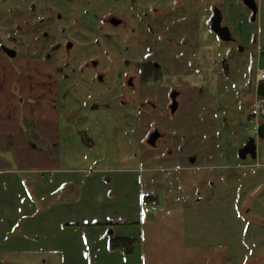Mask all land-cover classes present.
Masks as SVG:
<instances>
[{"label":"flooded vegetation","instance_id":"af4514ba","mask_svg":"<svg viewBox=\"0 0 264 264\" xmlns=\"http://www.w3.org/2000/svg\"><path fill=\"white\" fill-rule=\"evenodd\" d=\"M238 1L235 18L243 23L247 14L251 25L257 23L259 0ZM229 3L0 0V57L9 60L28 88L53 85L57 108L61 88L66 96L80 94L74 103L88 110L82 122L96 112L122 115L117 120L133 130L141 156L153 169L171 161L197 163L202 138L224 137L229 146L233 139L241 141L227 151L237 161L230 167L242 169L226 178V199L233 203L243 195L244 168L264 164L259 133L264 108L256 102L264 36L242 24L234 29ZM14 90L19 93V85ZM70 111L68 125L89 138L75 110ZM204 126L220 131L208 133ZM38 135L45 142L47 135ZM250 141L255 147L241 152ZM200 187L196 198L208 199L211 193Z\"/></svg>","mask_w":264,"mask_h":264},{"label":"rangeland","instance_id":"374dc122","mask_svg":"<svg viewBox=\"0 0 264 264\" xmlns=\"http://www.w3.org/2000/svg\"><path fill=\"white\" fill-rule=\"evenodd\" d=\"M234 1L230 0L229 4ZM259 2V18L254 25L248 21L247 14L243 23L235 18L238 0L231 5L230 22L234 29L242 24L264 36V0ZM4 65L0 61V75L5 71ZM33 93L35 96L29 100L34 104L38 93ZM58 93L60 122L54 137L58 141L57 159L52 165L57 170L54 174L45 173L42 181L54 177L65 186L50 203L49 198L42 200V211L56 203L63 204L64 212L71 214L72 219L96 215L102 220L120 217L141 220L142 225L133 234L142 237L140 249L145 252V264H264V164L244 168L245 186L239 200L228 201V192L224 189L231 172L242 170L230 167L237 161L229 159L232 154L227 152L231 147L237 149L241 141L233 139L229 146L224 137L202 138L204 156L201 154L197 163L171 161L163 168L153 169V164L141 156L142 146L133 130L121 126L122 122L117 120L122 115L96 112L90 115L89 122H82L88 110L74 103L76 96L81 99V95L66 96L62 88ZM70 108L75 110L79 128L85 127L89 138L82 139L77 127L68 125ZM24 128L27 130L26 125ZM203 128L212 134L213 130L220 129ZM9 137L7 146L0 149V156L17 166L15 142ZM88 141H92V147ZM47 145L39 139L30 144ZM207 151L212 153L208 157ZM17 172L10 175L9 181L26 178L36 182L39 177L43 178V174ZM198 183L202 193H211L208 199L196 198L200 196ZM145 193L157 199L145 202ZM139 254L138 250L128 258L133 262Z\"/></svg>","mask_w":264,"mask_h":264},{"label":"crops","instance_id":"0c3cea01","mask_svg":"<svg viewBox=\"0 0 264 264\" xmlns=\"http://www.w3.org/2000/svg\"><path fill=\"white\" fill-rule=\"evenodd\" d=\"M0 61L5 64L0 75V149L7 146L11 136L18 164L14 166L0 156V264H145V252L140 249L142 237L133 234L142 225L141 220L124 217L102 220L96 215L72 219L71 214L64 212L63 204L56 203L42 211V200L49 198L50 203L65 186L54 177L42 181L45 173L54 174L57 170L52 166L57 159L58 141L54 140V134L59 124L58 108L52 102L55 89L51 84L28 88L6 57L1 56ZM18 85L24 101L14 90ZM33 92L38 93L34 104L27 100L35 96ZM38 133L47 135L45 142L49 146L41 149L30 146L38 139ZM17 171L43 174V178L36 182L26 178L9 181L10 175ZM112 236L137 241L132 247L112 248ZM138 250L140 257L131 262L128 257Z\"/></svg>","mask_w":264,"mask_h":264},{"label":"trees","instance_id":"16d2710c","mask_svg":"<svg viewBox=\"0 0 264 264\" xmlns=\"http://www.w3.org/2000/svg\"><path fill=\"white\" fill-rule=\"evenodd\" d=\"M143 198L145 202L148 203L154 202L157 199L155 195L148 193L145 194ZM136 241H137L136 238L112 236L110 240V246L112 248H124V247L128 248L134 246Z\"/></svg>","mask_w":264,"mask_h":264},{"label":"built area","instance_id":"2783aa9c","mask_svg":"<svg viewBox=\"0 0 264 264\" xmlns=\"http://www.w3.org/2000/svg\"><path fill=\"white\" fill-rule=\"evenodd\" d=\"M261 82H264V52L262 54V57L259 60L258 67H257V73H256V86H258ZM257 98V106L260 108H264V96L258 95Z\"/></svg>","mask_w":264,"mask_h":264},{"label":"water","instance_id":"95a60500","mask_svg":"<svg viewBox=\"0 0 264 264\" xmlns=\"http://www.w3.org/2000/svg\"><path fill=\"white\" fill-rule=\"evenodd\" d=\"M258 94L264 96V82H261V83H260V85H259V87H258ZM259 133H260V135H261L262 137H264V122H263V123L260 125V127H259ZM251 146H254V147H255V143L252 144V142L250 141V142H248L243 148H241V152H242L243 150H246L247 147H251Z\"/></svg>","mask_w":264,"mask_h":264}]
</instances>
